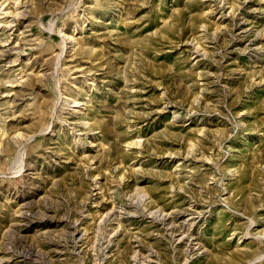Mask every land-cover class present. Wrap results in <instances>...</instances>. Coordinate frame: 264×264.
<instances>
[{"label": "rangeland", "instance_id": "374dc122", "mask_svg": "<svg viewBox=\"0 0 264 264\" xmlns=\"http://www.w3.org/2000/svg\"><path fill=\"white\" fill-rule=\"evenodd\" d=\"M0 264H264V0H0Z\"/></svg>", "mask_w": 264, "mask_h": 264}, {"label": "bare ground", "instance_id": "6f19581e", "mask_svg": "<svg viewBox=\"0 0 264 264\" xmlns=\"http://www.w3.org/2000/svg\"><path fill=\"white\" fill-rule=\"evenodd\" d=\"M7 8V7H6ZM8 10V9H7ZM3 11V10H2ZM4 13V15H9V11H5V12H3ZM12 14V13H11ZM10 23V22H9ZM11 23H13V22H11ZM2 24V23H1ZM7 26V25H6ZM204 56V55H203ZM79 103L80 102H78V101H76L75 102V105L77 106V105H79ZM169 213V212H168ZM157 216V215H156ZM170 215H168V214H166V213H162V215H161V217H159V218H161L162 220H167L168 219V217H169ZM157 217V218H158ZM189 217V216H188ZM188 219H191V217L190 218H188ZM187 218L186 219H184L182 222H181V226H183L185 223H186V220H188ZM186 225V224H185ZM187 231V230H186ZM183 232V231H182ZM183 237V236H182ZM177 241V240H176Z\"/></svg>", "mask_w": 264, "mask_h": 264}]
</instances>
